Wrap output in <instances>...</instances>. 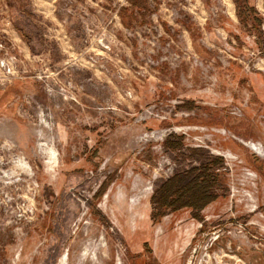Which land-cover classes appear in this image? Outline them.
Here are the masks:
<instances>
[{"label": "rangeland", "instance_id": "obj_1", "mask_svg": "<svg viewBox=\"0 0 264 264\" xmlns=\"http://www.w3.org/2000/svg\"><path fill=\"white\" fill-rule=\"evenodd\" d=\"M77 1L0 0V264H264V0Z\"/></svg>", "mask_w": 264, "mask_h": 264}, {"label": "built area", "instance_id": "obj_2", "mask_svg": "<svg viewBox=\"0 0 264 264\" xmlns=\"http://www.w3.org/2000/svg\"><path fill=\"white\" fill-rule=\"evenodd\" d=\"M117 1L120 2L121 0H117ZM85 4L82 5L78 3L77 0H54L55 13L63 16L62 20L60 21V25L64 26L65 24H67L68 18L72 17L76 19L78 23L80 22V24L83 25V29H85V25H86L85 30L91 33L92 30L89 27V24H93V22L90 20ZM261 11H262V17L264 19V7L262 8ZM96 13L98 14V11ZM3 14H5L3 18L4 27L8 29L11 26L10 23L11 21L8 20V15L5 12H3ZM3 31L5 30L3 29ZM0 48L1 50H3L2 54L4 55L6 53L5 52L6 47L4 46L3 40L0 41ZM14 59H15L14 57H10V62L13 61ZM0 62H1L0 67L4 71L3 74L12 75L13 70L9 60L7 58L6 59L0 58Z\"/></svg>", "mask_w": 264, "mask_h": 264}, {"label": "trees", "instance_id": "obj_3", "mask_svg": "<svg viewBox=\"0 0 264 264\" xmlns=\"http://www.w3.org/2000/svg\"><path fill=\"white\" fill-rule=\"evenodd\" d=\"M204 173L203 175H197L196 177H194L195 179H198L200 177H203L205 181L207 180H211L214 181V177L210 174V175H206ZM176 177H172L170 179H168L164 185H163V190L161 191V195L159 196V203H158V207L159 210H165L167 208H171L170 205L173 202H176L178 200V198H180L181 196H184L186 193L187 188L190 186V184L187 185V187H178L176 184ZM196 190L201 191L200 189H202V191L200 192V197L198 198H192L191 195H188V199L192 202H194V204H199L197 206V208L199 210H201L208 202H210L211 200H213V198L210 195H206V191L205 188L206 186H203L202 188H198V186L196 185ZM197 194V193H196ZM193 203H189V206L192 207ZM168 210V209H167ZM170 210H174L173 208H171ZM162 213H160L159 211V217L161 216Z\"/></svg>", "mask_w": 264, "mask_h": 264}, {"label": "crops", "instance_id": "obj_4", "mask_svg": "<svg viewBox=\"0 0 264 264\" xmlns=\"http://www.w3.org/2000/svg\"><path fill=\"white\" fill-rule=\"evenodd\" d=\"M97 1H100V0H97ZM97 1L95 2L97 3ZM29 3H30V8L33 12L42 16L43 18H48L49 21L51 22L56 21L57 25L60 24V21L62 20L63 16L55 13L54 0H29ZM90 20L93 23L97 21L95 16L90 17ZM78 24L79 23L78 21H76V19L70 17L68 18L67 24H65L64 26L62 25L60 26L65 28L66 30L64 29V31L67 32L69 35H71L76 32V30H73V28L75 29L76 27H78ZM20 48L23 49L24 47H20Z\"/></svg>", "mask_w": 264, "mask_h": 264}, {"label": "bare ground", "instance_id": "obj_5", "mask_svg": "<svg viewBox=\"0 0 264 264\" xmlns=\"http://www.w3.org/2000/svg\"><path fill=\"white\" fill-rule=\"evenodd\" d=\"M230 2V1H229Z\"/></svg>", "mask_w": 264, "mask_h": 264}]
</instances>
